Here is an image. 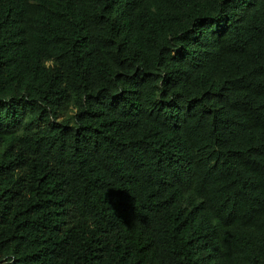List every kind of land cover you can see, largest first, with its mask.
<instances>
[{"label":"trees","instance_id":"trees-1","mask_svg":"<svg viewBox=\"0 0 264 264\" xmlns=\"http://www.w3.org/2000/svg\"><path fill=\"white\" fill-rule=\"evenodd\" d=\"M0 264H264V0H0Z\"/></svg>","mask_w":264,"mask_h":264}]
</instances>
